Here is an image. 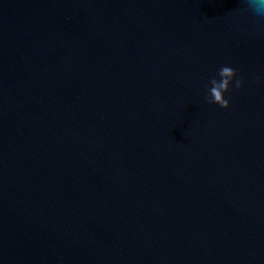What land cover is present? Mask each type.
Listing matches in <instances>:
<instances>
[{
	"label": "water",
	"instance_id": "1",
	"mask_svg": "<svg viewBox=\"0 0 264 264\" xmlns=\"http://www.w3.org/2000/svg\"><path fill=\"white\" fill-rule=\"evenodd\" d=\"M0 264H264V19L0 0Z\"/></svg>",
	"mask_w": 264,
	"mask_h": 264
},
{
	"label": "clouds",
	"instance_id": "2",
	"mask_svg": "<svg viewBox=\"0 0 264 264\" xmlns=\"http://www.w3.org/2000/svg\"><path fill=\"white\" fill-rule=\"evenodd\" d=\"M245 9L253 16L264 19V0H244ZM242 80L238 78L237 72L230 66H222L212 78L207 87L206 100L209 104L218 105L222 109L229 108V100L226 98L229 91L234 87L239 90Z\"/></svg>",
	"mask_w": 264,
	"mask_h": 264
}]
</instances>
